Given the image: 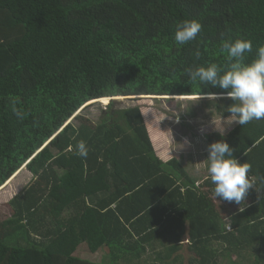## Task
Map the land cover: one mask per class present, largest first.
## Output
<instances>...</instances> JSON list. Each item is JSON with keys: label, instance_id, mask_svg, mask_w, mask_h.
<instances>
[{"label": "trees", "instance_id": "obj_1", "mask_svg": "<svg viewBox=\"0 0 264 264\" xmlns=\"http://www.w3.org/2000/svg\"><path fill=\"white\" fill-rule=\"evenodd\" d=\"M190 19L203 30L179 44L177 24ZM238 38L252 40L251 63L264 46V0H0V186L23 166L33 174L0 221V264L241 262L232 254L264 264V119L207 136L252 164L254 200L239 205L214 195L209 174L199 184L180 159L161 157L142 106L111 101L98 123L74 116L95 99L215 94L230 117L227 90L186 69L225 65L222 42ZM83 243L109 261L77 255Z\"/></svg>", "mask_w": 264, "mask_h": 264}, {"label": "clouds", "instance_id": "obj_2", "mask_svg": "<svg viewBox=\"0 0 264 264\" xmlns=\"http://www.w3.org/2000/svg\"><path fill=\"white\" fill-rule=\"evenodd\" d=\"M202 30L203 24L199 20H183L177 24L175 39L179 44H188L194 41ZM222 48L227 54V63L223 66L210 63L206 67L186 69L190 80L227 90L226 96L221 94V98L234 101L228 108L233 117L232 122H238L243 126L253 120L264 119V46L258 48L257 57L251 63H246V53L252 52L253 49L251 39L238 38L235 41L227 39L222 42ZM196 55H201L199 50ZM215 98L213 94L212 99ZM13 111L20 119L28 115L15 105ZM77 147V154L86 158L89 153L87 142L81 140ZM234 151L225 141L209 145L207 170L215 185L214 195L242 205L249 191L255 188L256 177L249 176L252 164L240 163L233 155Z\"/></svg>", "mask_w": 264, "mask_h": 264}, {"label": "rangeland", "instance_id": "obj_3", "mask_svg": "<svg viewBox=\"0 0 264 264\" xmlns=\"http://www.w3.org/2000/svg\"><path fill=\"white\" fill-rule=\"evenodd\" d=\"M117 99L121 100L119 107L142 106L148 123L151 122V124L153 123L156 126L155 144L162 146L168 143L171 146V156H179L188 173L199 179L209 174L208 170H205L206 155L208 157L209 154L207 136L220 134L225 137L238 124V122H232L233 117H223L217 113L211 103L214 101L212 97L153 95L141 97L117 96ZM110 103V98L108 101L104 99L89 101L74 116L82 115L86 120L98 123ZM74 116L70 121L74 125H79V120ZM163 150L164 147L159 153L163 152ZM32 179V172L26 166H23L0 186V221L12 215L13 208L10 200L27 186ZM228 208L234 211L239 206L229 204ZM76 253L89 259L100 260L103 258L104 261H109V254L106 248H103L99 253L93 254L89 250L87 243L79 246ZM149 257L147 256L145 259H150ZM230 258L235 261H241L234 262L236 264H244L239 255L232 254Z\"/></svg>", "mask_w": 264, "mask_h": 264}, {"label": "crops", "instance_id": "obj_4", "mask_svg": "<svg viewBox=\"0 0 264 264\" xmlns=\"http://www.w3.org/2000/svg\"><path fill=\"white\" fill-rule=\"evenodd\" d=\"M168 146H169L168 143H165V145H164V150H165V152H164V150H163V152H160L161 157H163L165 160H167L168 158L171 157V154H170V153H171V152H170V148H171V146H169V148H168ZM169 154H170V155H169ZM208 156H209V154H208ZM177 158L180 159L179 156H177ZM206 158H208L207 155H206ZM205 170H207V159H206V163H205ZM194 178H195V177H194ZM205 178H206V176H205L204 178H201V179H199V178H195V179H196L197 182L200 184V183H202V182L205 180ZM252 200H254V198H252V197L250 196V194H248L245 203H247V202H251Z\"/></svg>", "mask_w": 264, "mask_h": 264}, {"label": "water", "instance_id": "obj_5", "mask_svg": "<svg viewBox=\"0 0 264 264\" xmlns=\"http://www.w3.org/2000/svg\"><path fill=\"white\" fill-rule=\"evenodd\" d=\"M119 97V96H118ZM212 97V96H211ZM216 97H218V96H216ZM110 99H111V101H115L116 103H119L120 104V102H121V100L120 99H117V96L116 97H109Z\"/></svg>", "mask_w": 264, "mask_h": 264}, {"label": "bare ground", "instance_id": "obj_6", "mask_svg": "<svg viewBox=\"0 0 264 264\" xmlns=\"http://www.w3.org/2000/svg\"><path fill=\"white\" fill-rule=\"evenodd\" d=\"M107 99H109V98H107Z\"/></svg>", "mask_w": 264, "mask_h": 264}]
</instances>
